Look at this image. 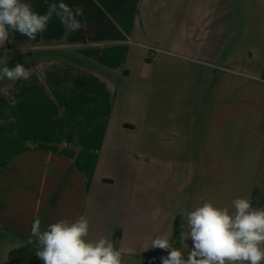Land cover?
Here are the masks:
<instances>
[{
	"label": "crops",
	"instance_id": "obj_1",
	"mask_svg": "<svg viewBox=\"0 0 264 264\" xmlns=\"http://www.w3.org/2000/svg\"><path fill=\"white\" fill-rule=\"evenodd\" d=\"M23 2L80 6L87 27L53 15L35 39L0 42V69L30 70L0 79L5 264H44L34 218L43 231L83 215L122 264H162L152 241L186 260V215L205 201L264 208V0Z\"/></svg>",
	"mask_w": 264,
	"mask_h": 264
},
{
	"label": "clouds",
	"instance_id": "obj_2",
	"mask_svg": "<svg viewBox=\"0 0 264 264\" xmlns=\"http://www.w3.org/2000/svg\"><path fill=\"white\" fill-rule=\"evenodd\" d=\"M55 15L69 31L87 27L80 21L83 8L75 9L61 2L49 5L45 14L33 11L23 0H0V42L8 40L9 29L29 39L45 31ZM30 70L22 64L0 69V79H28ZM231 209L217 207L210 201L186 215L189 231L181 240L191 237L193 248L185 260L182 251L164 237L152 241V247L170 250L162 264H261L264 261V208H254L247 197L232 200ZM89 223L85 216L75 221L58 220L41 230V220L34 218L28 243L36 238V256L44 264H122L121 252L113 242L102 237L88 240Z\"/></svg>",
	"mask_w": 264,
	"mask_h": 264
},
{
	"label": "rangeland",
	"instance_id": "obj_3",
	"mask_svg": "<svg viewBox=\"0 0 264 264\" xmlns=\"http://www.w3.org/2000/svg\"><path fill=\"white\" fill-rule=\"evenodd\" d=\"M15 61H20V59L19 58H14V62ZM1 258V257H0ZM0 264H5V261H4V259H0Z\"/></svg>",
	"mask_w": 264,
	"mask_h": 264
},
{
	"label": "trees",
	"instance_id": "obj_4",
	"mask_svg": "<svg viewBox=\"0 0 264 264\" xmlns=\"http://www.w3.org/2000/svg\"><path fill=\"white\" fill-rule=\"evenodd\" d=\"M180 232L179 227L177 226V223L175 225V234L178 235V233Z\"/></svg>",
	"mask_w": 264,
	"mask_h": 264
}]
</instances>
